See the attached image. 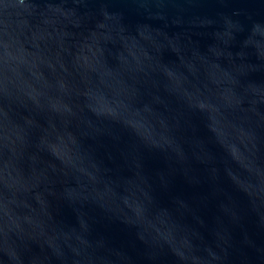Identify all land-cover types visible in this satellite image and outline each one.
I'll list each match as a JSON object with an SVG mask.
<instances>
[{"label":"water","instance_id":"water-1","mask_svg":"<svg viewBox=\"0 0 264 264\" xmlns=\"http://www.w3.org/2000/svg\"><path fill=\"white\" fill-rule=\"evenodd\" d=\"M0 264H264V0H0Z\"/></svg>","mask_w":264,"mask_h":264}]
</instances>
